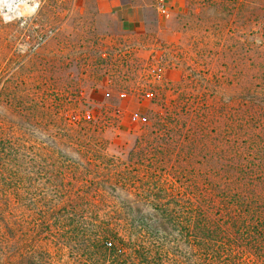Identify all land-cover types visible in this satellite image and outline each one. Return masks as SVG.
I'll return each mask as SVG.
<instances>
[{
	"label": "trees",
	"instance_id": "1",
	"mask_svg": "<svg viewBox=\"0 0 264 264\" xmlns=\"http://www.w3.org/2000/svg\"><path fill=\"white\" fill-rule=\"evenodd\" d=\"M203 5L240 13L226 27L254 37L219 130L209 111L185 132L174 109L123 160L75 98L0 88L2 264H264V0Z\"/></svg>",
	"mask_w": 264,
	"mask_h": 264
},
{
	"label": "rangeland",
	"instance_id": "2",
	"mask_svg": "<svg viewBox=\"0 0 264 264\" xmlns=\"http://www.w3.org/2000/svg\"><path fill=\"white\" fill-rule=\"evenodd\" d=\"M206 1L0 0L2 97L20 84L39 97L47 88L52 99L75 98L81 117L105 120L108 153L123 160L174 109L185 132H193L188 119L209 111L219 130L231 119L229 106L245 96V47L254 37L226 27L241 16L226 6L198 13L194 5ZM235 1L237 9L260 3ZM11 119L6 111L2 125Z\"/></svg>",
	"mask_w": 264,
	"mask_h": 264
},
{
	"label": "built area",
	"instance_id": "3",
	"mask_svg": "<svg viewBox=\"0 0 264 264\" xmlns=\"http://www.w3.org/2000/svg\"><path fill=\"white\" fill-rule=\"evenodd\" d=\"M36 7V6H35ZM133 121L134 122H139L140 120H139V117L138 116H135V117H133Z\"/></svg>",
	"mask_w": 264,
	"mask_h": 264
},
{
	"label": "crops",
	"instance_id": "4",
	"mask_svg": "<svg viewBox=\"0 0 264 264\" xmlns=\"http://www.w3.org/2000/svg\"><path fill=\"white\" fill-rule=\"evenodd\" d=\"M103 3H104V5H105V6H107V4H106V2H105V1H104ZM108 5H109V3H108ZM110 6H112V5H111V2H110Z\"/></svg>",
	"mask_w": 264,
	"mask_h": 264
}]
</instances>
